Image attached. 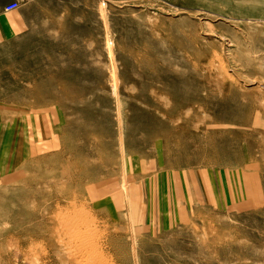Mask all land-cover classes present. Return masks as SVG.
<instances>
[{
    "label": "rangeland",
    "instance_id": "374dc122",
    "mask_svg": "<svg viewBox=\"0 0 264 264\" xmlns=\"http://www.w3.org/2000/svg\"><path fill=\"white\" fill-rule=\"evenodd\" d=\"M15 1L0 264H264V0Z\"/></svg>",
    "mask_w": 264,
    "mask_h": 264
},
{
    "label": "crops",
    "instance_id": "0c3cea01",
    "mask_svg": "<svg viewBox=\"0 0 264 264\" xmlns=\"http://www.w3.org/2000/svg\"><path fill=\"white\" fill-rule=\"evenodd\" d=\"M13 1L15 0H4V1L0 0V9L4 7L6 4H9L10 2H13ZM10 12H7V13H10ZM13 32H14V27L6 25L5 27L1 28L0 33H2V39H7L10 37V33H13Z\"/></svg>",
    "mask_w": 264,
    "mask_h": 264
},
{
    "label": "built area",
    "instance_id": "2783aa9c",
    "mask_svg": "<svg viewBox=\"0 0 264 264\" xmlns=\"http://www.w3.org/2000/svg\"><path fill=\"white\" fill-rule=\"evenodd\" d=\"M17 7H18V3L16 1H13L7 4L4 10L9 12V11L15 10Z\"/></svg>",
    "mask_w": 264,
    "mask_h": 264
},
{
    "label": "bare ground",
    "instance_id": "6f19581e",
    "mask_svg": "<svg viewBox=\"0 0 264 264\" xmlns=\"http://www.w3.org/2000/svg\"><path fill=\"white\" fill-rule=\"evenodd\" d=\"M72 190H73V189H72ZM74 191H75V190H74ZM68 196H69V195H68ZM74 198H75V197H74ZM69 204H70V203H69ZM69 224H70V223H69ZM83 246H84V245H83ZM80 247H81V246H80ZM88 248H89V247H88ZM80 249H82V248H80ZM86 250H87V249H86ZM86 250H85V251H86ZM92 259H93V258H92ZM93 260H94V259H93ZM85 262H86V261H85ZM89 262H91V261H89ZM92 263H93V262H92Z\"/></svg>",
    "mask_w": 264,
    "mask_h": 264
}]
</instances>
